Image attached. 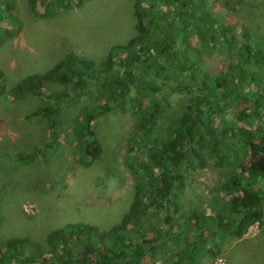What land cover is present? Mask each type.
Returning a JSON list of instances; mask_svg holds the SVG:
<instances>
[{
    "label": "trees",
    "instance_id": "trees-1",
    "mask_svg": "<svg viewBox=\"0 0 264 264\" xmlns=\"http://www.w3.org/2000/svg\"><path fill=\"white\" fill-rule=\"evenodd\" d=\"M84 1L29 4L35 16L47 17ZM209 1L137 0L134 34L112 45L103 61L70 51L12 88L20 97L33 93L43 99L25 118H46L50 133L43 144L15 156L23 163L55 152L60 106L68 101L83 100L75 130L90 161L104 151L94 119L109 111L137 115L128 144L135 198L121 222L107 231L67 223L49 234L46 249L26 238H0V264H201L205 256L220 255L228 237L241 239L263 223L264 192L255 179L260 169L245 163L225 178L222 189L230 196L217 198L221 208L214 201L209 212L182 207L188 177L210 162L223 167L264 157V34L253 35L243 26L241 38ZM22 25L13 2L0 1V36L9 39ZM217 55L223 64L214 72L206 65ZM4 75L0 69L1 89ZM48 83L63 87L48 90ZM175 102L179 117L164 137L151 136Z\"/></svg>",
    "mask_w": 264,
    "mask_h": 264
},
{
    "label": "rangeland",
    "instance_id": "rangeland-1",
    "mask_svg": "<svg viewBox=\"0 0 264 264\" xmlns=\"http://www.w3.org/2000/svg\"><path fill=\"white\" fill-rule=\"evenodd\" d=\"M11 1L23 25L9 39L0 36V69L5 74V88H0V238H26L46 249L49 234L67 223H89L107 231L130 211L136 180L128 144L137 115L130 110L109 111L94 119L104 151L90 161L79 149L75 130L83 100L68 101L60 106L61 135L55 152H44V159L23 163L15 156L43 144L50 133L46 118H25L43 99L33 93L20 97L12 88L23 77L46 71L70 51L103 61L112 45L134 34L137 0H85L80 7L47 17L35 16L29 0ZM209 4L241 38L243 26L253 35L264 34V0H211ZM222 62L217 55L209 58L206 66L218 72ZM60 87L48 83L45 88ZM180 108L178 102L173 103L167 118L157 120L151 136L164 137ZM244 163L255 171L260 169L255 172L256 185L264 192L263 156L252 155L233 166L210 162L205 170L188 177L182 207L209 212V203L214 201L221 208L222 200L217 198L230 196L222 189L225 178L235 168L241 170ZM201 264H264V217L263 223L254 225L243 238L228 237L220 255L205 256Z\"/></svg>",
    "mask_w": 264,
    "mask_h": 264
},
{
    "label": "built area",
    "instance_id": "built-area-1",
    "mask_svg": "<svg viewBox=\"0 0 264 264\" xmlns=\"http://www.w3.org/2000/svg\"><path fill=\"white\" fill-rule=\"evenodd\" d=\"M256 225H257V224H256ZM252 227H253V226H252ZM252 227H251V228H252Z\"/></svg>",
    "mask_w": 264,
    "mask_h": 264
}]
</instances>
